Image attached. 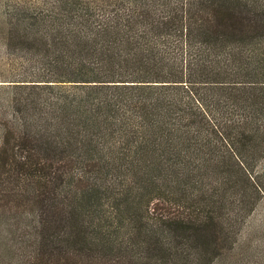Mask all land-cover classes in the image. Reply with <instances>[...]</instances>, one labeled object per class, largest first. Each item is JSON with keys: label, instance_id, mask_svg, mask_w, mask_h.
I'll use <instances>...</instances> for the list:
<instances>
[{"label": "trees", "instance_id": "obj_1", "mask_svg": "<svg viewBox=\"0 0 264 264\" xmlns=\"http://www.w3.org/2000/svg\"><path fill=\"white\" fill-rule=\"evenodd\" d=\"M0 34L49 57L0 83L5 264H209L231 250L261 193L264 0H51L16 6ZM247 256L264 264V246Z\"/></svg>", "mask_w": 264, "mask_h": 264}, {"label": "rangeland", "instance_id": "obj_2", "mask_svg": "<svg viewBox=\"0 0 264 264\" xmlns=\"http://www.w3.org/2000/svg\"><path fill=\"white\" fill-rule=\"evenodd\" d=\"M51 0H0V23L1 19L6 20V14L14 10L16 6L21 9L27 8L31 13H46ZM100 9L94 8L93 12L100 13ZM28 20V19H27ZM32 47V46H31ZM31 47L6 46L0 34V83L22 76L30 72L48 70L49 57L44 56L40 50ZM68 83V82H66ZM61 86V85H60ZM69 88L68 84H65ZM50 93L56 89L45 88ZM0 90V115L9 111L4 106V94ZM256 178L261 186L260 198L253 209L241 219H238L235 227V243L231 250L221 257L216 258L209 264H247V251H261L264 246V155L258 160L255 166ZM251 198V193L248 192ZM9 230L0 228V264L7 262L5 247L14 245L15 242L10 236ZM247 250V251H246ZM13 258L16 259L18 253L13 251Z\"/></svg>", "mask_w": 264, "mask_h": 264}]
</instances>
